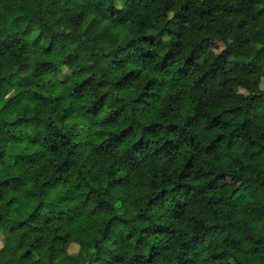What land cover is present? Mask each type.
<instances>
[{
  "label": "trees",
  "instance_id": "obj_1",
  "mask_svg": "<svg viewBox=\"0 0 264 264\" xmlns=\"http://www.w3.org/2000/svg\"><path fill=\"white\" fill-rule=\"evenodd\" d=\"M261 82L264 0H0V264H264Z\"/></svg>",
  "mask_w": 264,
  "mask_h": 264
},
{
  "label": "rangeland",
  "instance_id": "obj_2",
  "mask_svg": "<svg viewBox=\"0 0 264 264\" xmlns=\"http://www.w3.org/2000/svg\"><path fill=\"white\" fill-rule=\"evenodd\" d=\"M116 3L118 5L119 4H122V0H116ZM65 75H66L65 71L61 72L60 73V78L61 79H64ZM260 87H261L262 90H264V82H261ZM45 211L64 212V210H61L60 208L55 207L53 205H47L45 207ZM2 246H3V240L0 237V249L2 248ZM77 250H78V248H77L76 245H71L70 248H69V250H68V252H69V254L71 256H74L77 253Z\"/></svg>",
  "mask_w": 264,
  "mask_h": 264
}]
</instances>
